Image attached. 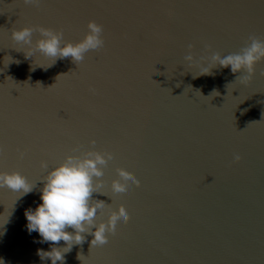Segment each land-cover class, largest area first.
Returning a JSON list of instances; mask_svg holds the SVG:
<instances>
[{"label": "water", "instance_id": "water-1", "mask_svg": "<svg viewBox=\"0 0 264 264\" xmlns=\"http://www.w3.org/2000/svg\"><path fill=\"white\" fill-rule=\"evenodd\" d=\"M0 264H264V0H0Z\"/></svg>", "mask_w": 264, "mask_h": 264}]
</instances>
